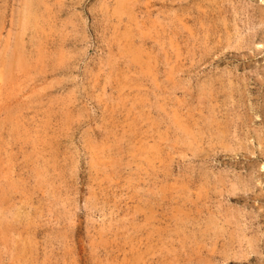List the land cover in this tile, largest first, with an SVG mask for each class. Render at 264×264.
Here are the masks:
<instances>
[{"label": "rangeland", "instance_id": "rangeland-1", "mask_svg": "<svg viewBox=\"0 0 264 264\" xmlns=\"http://www.w3.org/2000/svg\"><path fill=\"white\" fill-rule=\"evenodd\" d=\"M26 1L0 0V264H264V0Z\"/></svg>", "mask_w": 264, "mask_h": 264}, {"label": "bare ground", "instance_id": "bare-ground-1", "mask_svg": "<svg viewBox=\"0 0 264 264\" xmlns=\"http://www.w3.org/2000/svg\"><path fill=\"white\" fill-rule=\"evenodd\" d=\"M34 1L37 2V0H27L26 3H25L26 6H27L26 8L30 7V5H33L32 3H33ZM40 2H41V1H40ZM36 4H37V3H36ZM41 4H42V3H41ZM34 7H35V6H34ZM28 9H29V8H28ZM31 9H32V7H31ZM37 9H38V8H37ZM38 13H39V12H38ZM26 14H27V13H26ZM39 14H41V13H39ZM34 15L37 16L35 12H34V13H33V12H29L28 15H27V17H26V18H27V21H29V22L31 21V22H32V24H31L32 26H36V24H37V23H36L37 21H36V22L34 21V19L36 18ZM37 17H38V16H37ZM26 18H25V19H26ZM40 19H41V18H40ZM27 21H26V22H27ZM33 28H34V27H33ZM14 59H15V58H14ZM15 60H16V59H15ZM12 61H13V60H12ZM7 71H8V70H7ZM16 71H17V70H16ZM9 77H10V76H9ZM20 90H21V89H20ZM11 91H12V90H11ZM39 99H40V98H39ZM18 101H19V100H18ZM20 102H21V101H20ZM6 103H7V102H6ZM14 105H15V104H14ZM10 106H11V105H10ZM20 108H21V107H20ZM7 110H8V109H7ZM17 112H18V111H17ZM25 112H26V111H25ZM19 121H20V120H19ZM6 195H7V194H6ZM0 202H1V201H0ZM7 206H8V205H7ZM8 208H9V207H8ZM11 220H12V219H11ZM3 222H4V221H3ZM10 223H11V222H10ZM2 224H3V223H2ZM7 224H8V223H7ZM5 225H6V224H5ZM32 226H33V225H32ZM14 231H15V230H14ZM26 234H27V233H26ZM30 234H31V233H30ZM3 241H4V240H3ZM248 243H249V242H248ZM7 245H8V244H7ZM26 246H27V245H26ZM10 248H11V247H10ZM12 249H13V248H12ZM27 252H28V251H27ZM0 254H1V253H0ZM23 261H24V260H23ZM29 261H30V260H29Z\"/></svg>", "mask_w": 264, "mask_h": 264}]
</instances>
